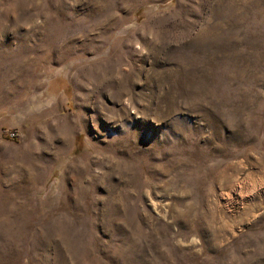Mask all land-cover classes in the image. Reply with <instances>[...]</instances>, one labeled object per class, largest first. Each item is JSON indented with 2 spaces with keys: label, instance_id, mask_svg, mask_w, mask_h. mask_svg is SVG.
Here are the masks:
<instances>
[{
  "label": "rangeland",
  "instance_id": "374dc122",
  "mask_svg": "<svg viewBox=\"0 0 264 264\" xmlns=\"http://www.w3.org/2000/svg\"><path fill=\"white\" fill-rule=\"evenodd\" d=\"M0 264H264V0H0Z\"/></svg>",
  "mask_w": 264,
  "mask_h": 264
},
{
  "label": "built area",
  "instance_id": "2783aa9c",
  "mask_svg": "<svg viewBox=\"0 0 264 264\" xmlns=\"http://www.w3.org/2000/svg\"><path fill=\"white\" fill-rule=\"evenodd\" d=\"M9 137H10V138H14V137H16V136H15L14 133H11Z\"/></svg>",
  "mask_w": 264,
  "mask_h": 264
}]
</instances>
